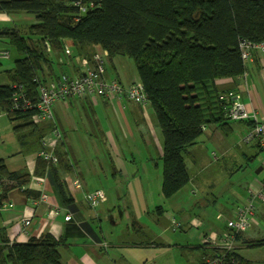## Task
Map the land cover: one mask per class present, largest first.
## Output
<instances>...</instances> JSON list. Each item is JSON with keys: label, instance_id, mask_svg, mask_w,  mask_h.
I'll list each match as a JSON object with an SVG mask.
<instances>
[{"label": "trees", "instance_id": "16d2710c", "mask_svg": "<svg viewBox=\"0 0 264 264\" xmlns=\"http://www.w3.org/2000/svg\"><path fill=\"white\" fill-rule=\"evenodd\" d=\"M0 14L36 19L25 35L16 28H0V43L15 48L20 56L11 69H2L0 61V76L7 80L0 81V116L5 114L13 123L15 135L22 133L18 138L22 146L47 150L44 138L56 127L54 122L34 123L35 109H13L14 87H22L32 101H38L40 86L48 84L44 68L53 69V56L69 53V43L75 56H86L93 66L94 57L103 52H107L105 68L107 59L116 57L134 62L163 136L165 199L191 181L186 156L207 128L227 131L230 122L255 126L253 121L229 118L237 94L219 92L214 84L247 72L239 45L242 40L264 41V0H0ZM54 154L56 163L38 157L33 174L27 169L10 171L0 159V217L13 191L40 200L41 193L29 186L33 176L47 173L63 203L72 204L61 176L73 171L69 152ZM162 210L158 208V215ZM62 242L44 233L27 243H11L0 227V264H63ZM246 244L263 247L264 239ZM220 254L217 248L210 259ZM224 264L253 263L234 251Z\"/></svg>", "mask_w": 264, "mask_h": 264}, {"label": "crops", "instance_id": "0c3cea01", "mask_svg": "<svg viewBox=\"0 0 264 264\" xmlns=\"http://www.w3.org/2000/svg\"><path fill=\"white\" fill-rule=\"evenodd\" d=\"M9 20L10 16H0V22ZM4 28L20 29L17 25ZM73 48L72 44H67L69 53L55 54L53 69L47 66L44 68L43 76L48 79L47 83L63 74L77 77L93 66V60L89 61L86 56H75ZM91 52L92 50L88 53ZM109 63L114 64L115 74H108ZM246 65L247 72L243 76L218 80L214 87L222 93L232 91L239 95L248 110L256 113L258 119L264 122V56L256 54L254 61ZM106 69L108 79L118 80L125 86L140 82L135 67L129 61L107 59ZM53 110L59 138L53 135L52 131L46 135L44 142L47 141L49 148H53L55 152H69L67 160L74 168L70 173L62 172L61 176L73 202L69 205L63 203L48 173L44 177L33 176L29 189L40 192L41 196L47 194L49 198L47 201L33 200L18 191L10 193L9 202L3 207L0 217V227L5 229L9 241L27 243L33 237L50 233L55 239L63 241L60 247L63 264H161L158 257L172 252L179 244H174L171 238L161 232L157 233L154 229L149 231L139 221L142 218L139 209L145 205L141 202L145 197L143 193L152 192L155 187L156 190H161L160 194L165 199L159 163L163 155V136L157 120L154 121L155 114L151 106H141L125 98L110 100L103 97H73L68 101L58 102ZM42 123L45 122L39 124ZM229 125L230 130L227 128V131L215 126L207 128L188 155L192 154L200 143L215 145L223 156L227 155L234 147L230 141L231 136L237 135L243 142L251 130L245 122H230ZM2 139L4 135L1 136L0 133V141ZM9 141L15 144V150L7 154L9 160L0 159L5 161L10 171L27 169L33 174L40 151L37 147H23L18 139L17 142L14 138ZM253 141L259 150H264L258 139ZM258 171V175L248 186L247 202L252 189H260L264 181V165ZM77 183L81 185L80 188L76 187ZM187 185L175 196H179ZM96 191H100L103 198L97 209H93L86 201L85 195ZM258 204L251 229L238 234L239 237L235 241L237 254L253 264H256L254 259L243 257L239 251L249 247L247 242L264 239V229L259 225L261 220L264 221V204ZM183 205L184 207L175 209L174 216L180 214V218L185 221L184 225L189 224V229L198 230V244L182 247L185 257L197 253L196 262L188 257L186 264H203L215 255L216 244L231 233L227 223L236 218L243 204L240 205L238 200L231 202L225 210L227 213L215 215L219 226L209 225L203 231L201 229L206 224L198 218H193V215L184 209L189 208L191 203L185 201ZM159 207L163 208L160 212L162 218L166 210L163 206H157ZM52 208L59 209L60 214L51 216ZM148 208L146 204L144 209ZM143 213L146 215L151 212L143 210ZM70 214L72 220L66 221L65 217ZM26 220H30L31 224L23 227ZM180 223H173L176 229L183 228V222ZM159 226L164 228L162 224ZM139 234L143 236L142 240L138 239ZM195 237L194 234L193 238ZM200 249L205 251L201 252Z\"/></svg>", "mask_w": 264, "mask_h": 264}, {"label": "rangeland", "instance_id": "374dc122", "mask_svg": "<svg viewBox=\"0 0 264 264\" xmlns=\"http://www.w3.org/2000/svg\"><path fill=\"white\" fill-rule=\"evenodd\" d=\"M0 16L9 17L5 14H0ZM10 18L12 21L0 22V28L17 25L18 28H20V33L23 35L27 33V26L36 22L34 16H27L25 14L10 16ZM0 51H8L10 55L8 59L0 57V61L3 65L2 69L13 68L15 62L20 58L16 49L6 43H0ZM116 58L120 61H129V63L135 67L134 62L129 58ZM115 72L114 64L109 63L108 74H115ZM0 81L2 84L7 83L3 75L0 76ZM153 118L154 121H156L155 116H153ZM13 128L14 125L9 121L7 116L5 114L1 115L0 133L1 136L4 135V139L0 141V158L9 160L7 154H11V152L15 150V144L10 142L9 139L14 138L17 142V139L22 134L15 135L13 133ZM230 141L234 147H232L225 156H223V153L218 147L209 143H200L193 150L192 154L186 156V166L191 182L179 196L166 200L161 196V190L158 191L155 187L152 192L143 193L145 197L141 202H144L145 205L142 209H139V213L142 216L139 220L140 223L149 231L154 229L157 233H163L166 237L171 238L174 244H179L180 247L173 248L172 252L160 255L158 261L161 264H186V259L188 257L196 262L197 253H192L189 254L188 257H185L182 247L187 244H198V230L194 228L189 229V224L184 225L185 221H183V218H180V214H176V217L174 216L176 208L184 207L183 202L188 201L191 203L189 208L184 209L190 212L193 218H198L199 221L206 224L205 227L201 229L202 231L209 225L218 227L219 222L216 221L215 215L218 213H227L225 210L230 206L231 202L235 203L238 200L240 205L243 204L242 207L247 204L248 186L251 184L253 178L258 175V170L264 165V150H259L254 141L252 144L241 142L240 137L237 135L231 136ZM159 163L160 169L162 170V161H159ZM252 191H254V189H252ZM258 203L261 202H256L257 208L259 205ZM146 204L149 206L148 210L144 209ZM157 206H163L166 210L162 218L161 215H158ZM143 210L151 213L145 215ZM169 222H171V224ZM175 222H183V228L181 230H179V228L176 229L173 224ZM159 224H162L164 228L161 229ZM259 225L260 228L264 229V221L261 220ZM194 234L196 235L195 238H193ZM139 235L138 239L142 240L143 236ZM162 239H164V237H162ZM134 240H136V238ZM203 250L204 249H200L201 252ZM239 253L248 259H254L256 264H264V247H245L240 249Z\"/></svg>", "mask_w": 264, "mask_h": 264}, {"label": "built area", "instance_id": "2783aa9c", "mask_svg": "<svg viewBox=\"0 0 264 264\" xmlns=\"http://www.w3.org/2000/svg\"><path fill=\"white\" fill-rule=\"evenodd\" d=\"M83 11H86V7H83L80 2L77 3ZM93 4L91 5V7ZM240 52L245 64L254 61V55L259 54L264 56V41L263 42H251L248 40L240 41ZM107 52L97 54L94 57V66L88 67L84 74L77 77H71L63 74L56 80L42 85L39 88L38 101L34 102L30 99L29 95L24 93L22 87L16 86V91L13 94V109L26 111L35 109L36 112L33 115V121L36 124L41 122H54V106L58 102L68 101L70 98H107V99H127L141 106H146L149 103L148 96L146 94L144 85L141 82L133 83L129 86H123L115 79H108L106 76L105 57ZM0 57L8 59L10 57L8 51H0ZM235 104L229 109V118L236 121H253L255 126L244 137L243 142L248 144L255 139H258L259 144L264 146V122L258 119L256 113H251L247 106L241 102L239 95L234 96ZM53 135H57L59 138L58 129L53 130ZM47 150H42L38 153V157L56 163L57 156L54 154V149L49 148V143L44 142ZM77 188H80L79 183L76 184ZM47 194H42V201L48 200ZM102 193L100 191L87 193L85 199L89 206L96 209L102 200ZM259 201L264 204V181L260 189L251 192L246 205L241 207L234 220L228 221L227 226L231 230L230 234H227L216 244L217 248L222 251V254L218 255L214 259H209L203 264H224V260L228 254H233L236 248V237L238 234L249 229L254 223V216L256 214V202ZM7 205V204H6ZM4 205V207L6 206ZM60 210L52 208L50 210L51 216H58ZM72 219L71 214L65 217L66 221ZM31 224L30 220L23 222V227H28ZM178 226V225H177Z\"/></svg>", "mask_w": 264, "mask_h": 264}, {"label": "water", "instance_id": "95a60500", "mask_svg": "<svg viewBox=\"0 0 264 264\" xmlns=\"http://www.w3.org/2000/svg\"><path fill=\"white\" fill-rule=\"evenodd\" d=\"M260 170V169H259ZM259 172V171H258Z\"/></svg>", "mask_w": 264, "mask_h": 264}]
</instances>
